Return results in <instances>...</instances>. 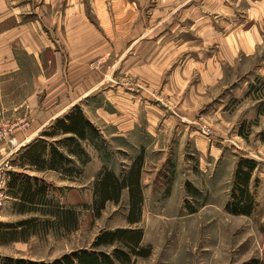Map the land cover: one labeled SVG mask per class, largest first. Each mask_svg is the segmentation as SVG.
<instances>
[{
    "label": "crops",
    "instance_id": "crops-1",
    "mask_svg": "<svg viewBox=\"0 0 264 264\" xmlns=\"http://www.w3.org/2000/svg\"><path fill=\"white\" fill-rule=\"evenodd\" d=\"M31 1L0 0V110L11 115V120L6 116L5 120L15 126L11 137L0 145V165L12 164L22 147L79 102H84L79 106L104 139L139 136L144 126L141 120L147 121L149 130L144 135L152 137L156 134L149 126L153 119L173 118L156 107L161 103L199 105L219 99L218 115H222L227 103L220 96L225 91L234 97L246 91L251 78V74L236 73L239 63L251 59L264 44V0H91L89 14L87 4L79 0L74 11L66 8L75 20L67 19L66 37L63 0ZM40 8L48 9V15L42 16ZM49 18H53L50 25ZM30 60L37 66L33 83L14 94L17 100L4 108L9 82L18 83L29 72ZM81 61L84 90L79 94L76 87L71 88L70 67ZM198 124L211 141L213 127ZM84 144L91 158L88 165H97L98 173L104 163L95 150H89L90 141ZM144 150L140 147L138 155L143 152L142 194L145 199L160 198L165 191L155 184L162 182L161 177L152 173V181L145 178ZM9 171L37 174L13 164ZM39 174L54 176L56 186L67 181L56 171ZM22 240L0 243V247L10 242L24 245ZM0 256L39 261L23 254L21 258Z\"/></svg>",
    "mask_w": 264,
    "mask_h": 264
},
{
    "label": "rangeland",
    "instance_id": "rangeland-1",
    "mask_svg": "<svg viewBox=\"0 0 264 264\" xmlns=\"http://www.w3.org/2000/svg\"><path fill=\"white\" fill-rule=\"evenodd\" d=\"M83 2L87 4L89 14L91 0ZM79 3V0L62 2L64 37L67 19L75 21L66 8L71 6V11H74V6ZM40 9L42 16L48 15V9ZM52 19L47 20L48 25L53 23ZM33 63L32 60L28 62L29 72L18 83L9 82L8 91L2 99L4 108L17 100L14 94L26 91L28 85L33 83L37 68ZM74 63L77 67H70L71 88L76 87V93L80 94L84 90L82 61ZM238 66L237 74H251V78L246 81V91L240 92L238 87L235 97L230 91L220 96L227 103L224 114L218 115L219 99L200 101L199 105L182 101L161 103L156 107L167 118L170 115L173 118L165 122L153 119L149 126L156 134H151L152 137L144 135L149 130L146 128L147 121L141 120L144 126L139 136L132 134L126 139L118 136L97 140L96 144L103 149L90 146L89 150L93 149L99 154L103 167L118 175L125 174L129 164L139 155V148H145V162L148 163L144 170L145 178L152 181L155 177L152 173H158L162 182L155 185L165 193L156 199L143 197L139 223L130 224L128 221V189L123 191L119 204L110 201L101 216L95 215V183L101 170L97 173L96 164L88 165L91 161L84 165L83 174L77 179H65V184L58 186L54 176L37 172L32 176L50 185L49 193L55 203L75 208L79 214V227L67 231L58 227L57 223L48 229L40 225L37 233L28 234L27 238L20 241L24 245L10 242L1 246L0 255L4 253L21 258L23 254L27 259L52 262L67 253L93 248L96 237L102 231L131 226L143 228V245L151 247L149 257L136 258V264H245L257 259L264 264V44L251 59L244 58ZM53 68L50 67L51 70ZM256 69L258 71L254 72ZM48 86H51L50 82ZM4 112V116L11 120V115ZM198 122L213 127L215 136L211 141L205 139L207 137ZM57 139L62 140L64 137L57 136ZM119 147L127 148L128 151L124 152ZM241 156L258 161L251 181V191L257 203L252 215H236L226 210L234 168ZM60 178L64 179L62 175ZM73 188L78 189V192H72ZM10 198L0 214V223L46 218L39 212L19 213L15 207L16 199ZM114 247L104 246L102 250L111 253Z\"/></svg>",
    "mask_w": 264,
    "mask_h": 264
},
{
    "label": "trees",
    "instance_id": "trees-1",
    "mask_svg": "<svg viewBox=\"0 0 264 264\" xmlns=\"http://www.w3.org/2000/svg\"><path fill=\"white\" fill-rule=\"evenodd\" d=\"M64 135V139L56 140ZM102 135L87 118L81 106H74L68 113L53 121L39 137L22 147L16 154L12 164L23 171H56L64 179L74 180L82 175L84 165L90 155L84 142L90 141L98 149H103L97 140ZM53 140V141H50ZM144 164L143 152L132 163L123 175L102 168L95 183L94 213L101 216L108 202H121L124 190H129L130 209L128 221L136 224L142 218V185L141 176ZM258 161L241 156L235 165L230 199L226 210L236 215H252L255 212L256 197L252 188V177ZM7 182L9 196L16 199L15 207L19 213L39 212L43 220L37 218L24 219L16 223H0V243L27 238L37 233L39 226L48 229L55 223L67 231L79 227V214L73 207H65L54 202L50 196V185L43 179L24 172L9 171ZM18 200V201H17ZM194 212V210L192 211ZM143 228L117 227L105 230L96 237L93 248H86L63 255L52 262L26 259L2 258L0 264H136V258L149 257L151 247L143 245ZM104 246H115L109 253L102 250ZM245 264H261L251 260Z\"/></svg>",
    "mask_w": 264,
    "mask_h": 264
},
{
    "label": "built area",
    "instance_id": "built-area-1",
    "mask_svg": "<svg viewBox=\"0 0 264 264\" xmlns=\"http://www.w3.org/2000/svg\"><path fill=\"white\" fill-rule=\"evenodd\" d=\"M14 127L13 124L5 120L4 113L0 110V145L11 137ZM204 133L208 136L210 129L206 128ZM10 168L11 164L8 161L0 165V214L10 198L7 187Z\"/></svg>",
    "mask_w": 264,
    "mask_h": 264
}]
</instances>
